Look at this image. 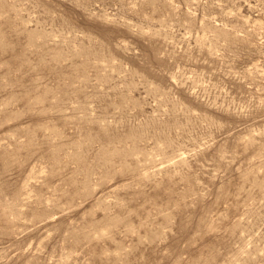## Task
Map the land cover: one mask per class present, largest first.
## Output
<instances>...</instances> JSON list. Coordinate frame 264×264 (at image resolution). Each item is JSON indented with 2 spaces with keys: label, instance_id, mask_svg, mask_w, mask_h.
Listing matches in <instances>:
<instances>
[{
  "label": "rangeland",
  "instance_id": "obj_1",
  "mask_svg": "<svg viewBox=\"0 0 264 264\" xmlns=\"http://www.w3.org/2000/svg\"><path fill=\"white\" fill-rule=\"evenodd\" d=\"M0 264H264V0H0Z\"/></svg>",
  "mask_w": 264,
  "mask_h": 264
}]
</instances>
